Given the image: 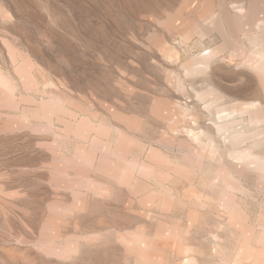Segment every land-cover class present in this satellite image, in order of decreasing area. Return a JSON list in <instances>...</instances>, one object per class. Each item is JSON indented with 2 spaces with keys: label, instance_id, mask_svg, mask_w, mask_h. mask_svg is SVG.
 Here are the masks:
<instances>
[{
  "label": "rangeland",
  "instance_id": "obj_1",
  "mask_svg": "<svg viewBox=\"0 0 264 264\" xmlns=\"http://www.w3.org/2000/svg\"><path fill=\"white\" fill-rule=\"evenodd\" d=\"M259 54L264 0H0V264H264Z\"/></svg>",
  "mask_w": 264,
  "mask_h": 264
},
{
  "label": "bare ground",
  "instance_id": "obj_2",
  "mask_svg": "<svg viewBox=\"0 0 264 264\" xmlns=\"http://www.w3.org/2000/svg\"><path fill=\"white\" fill-rule=\"evenodd\" d=\"M237 5V4H236ZM236 5H235V7H236ZM241 6V5H240ZM236 8H238V7H236ZM235 9V8H234ZM240 12V11H239ZM259 24H260V22H257L256 23V27H258L259 26ZM262 25V24H261ZM257 47H259L258 45H257ZM255 49V48H254ZM202 58H207V59H209V60H212L213 59V56L210 54V51L207 53V54H205V55H203V57ZM249 60V59H248ZM200 63H202V64H204L205 62H200ZM251 65L253 66V67H255L256 69H258L259 71H261V72H263L264 71V54H259L258 55V57H257V60L256 61H254V62H252L251 63ZM203 66H205V65H203ZM245 105H258V103H250V104H245ZM246 109V107H243L242 108V110H245ZM223 112V111H222ZM232 119V118H231ZM234 119V118H233ZM249 120V119H248ZM222 127V126H221ZM241 128V127H240ZM189 129H191V130H193L192 128H189ZM238 129V128H237ZM190 131V130H189ZM200 131V130H199ZM191 132V131H190ZM193 132V131H192ZM202 133V132H201ZM199 135V134H198ZM193 137V136H192ZM197 137V136H196ZM212 143V142H211ZM244 155V154H243ZM246 158H249V156H246Z\"/></svg>",
  "mask_w": 264,
  "mask_h": 264
}]
</instances>
